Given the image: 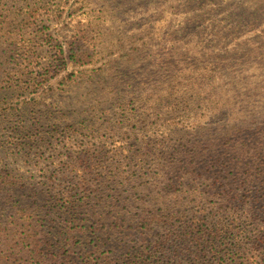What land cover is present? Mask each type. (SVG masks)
Here are the masks:
<instances>
[{
  "label": "rangeland",
  "instance_id": "1",
  "mask_svg": "<svg viewBox=\"0 0 264 264\" xmlns=\"http://www.w3.org/2000/svg\"><path fill=\"white\" fill-rule=\"evenodd\" d=\"M194 1L0 0V12L8 10L0 13L8 16L0 19L4 20L0 29L4 28L8 36L9 32L23 33L16 50L11 51L14 48L11 39L2 45L8 52L4 69L12 75L9 79L4 77L5 82L0 79V173L13 172L26 178L24 187L17 193L21 200L37 198L38 204L44 206L39 198L46 195L47 177L55 174V183L61 184L58 165L76 151L94 149L99 143L106 150L118 148L121 151L125 144L136 145L137 137L147 138L154 129H158L156 135H160L163 127L175 128L174 124L168 125L167 115L171 113L179 120L186 99H190L193 106L186 113L190 115L189 120H206L204 116L208 113L196 104L193 85L207 78L205 84L215 82L211 77L214 74L209 71L217 65L216 49H222V43L217 35L216 43L212 42L211 26L219 24L217 32L224 35L223 27L241 24L237 31L241 41L249 40L262 46L264 0H197L198 4ZM33 9L38 10L35 17L30 12ZM178 28L183 30L178 32ZM78 45L81 47L78 54L85 58L81 61H77V56L68 57L70 48ZM59 46L67 60L58 68ZM223 48L229 51L233 46L224 44ZM243 48L245 51L238 56L232 52L221 53L220 57L226 60L222 65H235L238 59L241 62L235 67L236 72L226 67L220 70L224 92L227 98L255 94L259 98L253 100L264 102V60L247 58L250 47L245 44ZM70 73H73L72 78L64 80ZM234 80L237 83L232 85ZM168 81L178 86L163 92L166 102L159 116L148 120L144 116L141 121L134 120L126 126L125 113L119 103L138 96L139 92L148 94L156 85L161 89ZM184 84L193 87L185 86L187 89L180 93L179 88ZM210 91L212 89L203 91L200 96L207 97ZM210 127L216 125L210 124ZM90 130L99 131L97 138L91 136ZM192 136L191 132L181 133L174 139L183 137V142ZM30 186L39 198L34 196ZM1 192L0 186V204L4 198ZM43 208L48 220L44 225L45 234L52 238L50 232L60 230L67 214ZM96 210L98 216L74 222L85 225L84 231L77 228L69 233L73 244L70 254L75 263H80L81 254L86 247L91 248L96 236L106 243L100 244L101 251L111 250L103 253L110 257L121 251L118 244H138L139 239L132 240L137 230L109 229L112 220L108 216L103 215L108 219L99 221L100 213H107L108 209ZM55 212L60 216L54 215ZM83 217H89L86 211L81 213ZM103 222L105 226L101 225ZM92 223L94 226L90 228ZM67 232L68 229L62 227V236L66 237ZM62 236L52 238L51 250L65 243Z\"/></svg>",
  "mask_w": 264,
  "mask_h": 264
},
{
  "label": "trees",
  "instance_id": "2",
  "mask_svg": "<svg viewBox=\"0 0 264 264\" xmlns=\"http://www.w3.org/2000/svg\"><path fill=\"white\" fill-rule=\"evenodd\" d=\"M37 11H30L33 17ZM1 18L8 16L0 14ZM183 21L180 23L182 28ZM2 23L4 20L0 25ZM242 26L238 23L225 26L221 29L224 35L217 32L219 24L211 26L212 42L216 43L217 35L222 43V49L213 46L217 50V65L209 72L214 74L211 77L215 82L205 84L207 78L193 85L196 104L208 113L204 116L206 120H189L190 115L186 113L193 106L192 101L186 99L179 120L171 113L165 114L169 118L168 125L174 124L175 128L163 127L160 135H156L158 129H154L147 138L137 137L136 145L128 146L129 143L120 147L121 151L118 148L106 150L100 143L94 149L76 151L58 165L61 184L55 183V174L47 177L45 197L39 198L34 187H29L49 210L67 214L62 226L68 229V234H64L66 237L62 236V227L50 232L52 238L63 237L65 243L62 246L51 250L52 238H48L44 230L48 223L47 213L43 212L44 206L38 204V199L21 200L17 195L26 178L13 172H1L4 198L0 204V264H264V102L253 100L259 98L255 94L227 98L226 88L219 79L223 67L235 71L241 63L238 59L234 61L235 65H222L226 61L220 57L223 51L238 56L248 44L247 58L264 60V45L241 41L237 31ZM179 28L176 31L181 32L183 29ZM8 34L4 28L0 29V59L3 60L0 61V79L3 82L12 72L4 69L8 52L2 45L11 39L14 47L11 51L16 50L18 39L20 41L23 35ZM224 44L233 48L225 51ZM58 51L61 57L56 67L59 68L67 58L63 57L65 52L61 46ZM79 51L80 45L70 48L71 56L68 57L84 60ZM72 76L70 73L64 80ZM163 85L161 89L156 85L148 90V94L139 92L138 96L119 103L125 113L126 126L134 120L141 121L144 116L147 120L159 116V110L166 102L163 92L178 86L172 85V81ZM185 86L193 87L184 84L179 88L180 93L187 89ZM208 89H212L210 95L201 97L200 94ZM210 124L216 127H210ZM90 132L97 138L99 131ZM189 132L193 136L183 142V137L174 139L175 135ZM137 188L142 190L137 191ZM98 208L108 209L107 213H100L99 221L106 220L103 215L108 216L112 220L109 229L137 230L132 240L139 239L138 244H118L121 251L110 257L103 253L111 250L101 251L100 244L106 243L96 236L91 241L94 242L91 248L86 247L81 254L80 263H75L70 254L73 244L69 233L77 228L84 231L85 225L74 222L98 216ZM83 211L89 217L81 218ZM56 212L54 215L59 217ZM101 225L105 226V223ZM90 226L93 228L94 223Z\"/></svg>",
  "mask_w": 264,
  "mask_h": 264
}]
</instances>
